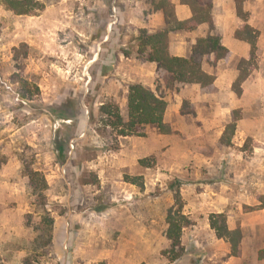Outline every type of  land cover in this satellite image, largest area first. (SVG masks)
Returning a JSON list of instances; mask_svg holds the SVG:
<instances>
[{
	"label": "rangeland",
	"instance_id": "rangeland-1",
	"mask_svg": "<svg viewBox=\"0 0 264 264\" xmlns=\"http://www.w3.org/2000/svg\"><path fill=\"white\" fill-rule=\"evenodd\" d=\"M33 1L37 7L20 14L0 0V264H24L27 256L34 264H224L230 243L204 228L213 213L242 229L238 256L257 258L264 246V0H255L261 34L241 97L232 84L250 55L232 38V56L219 68L212 56L194 55L217 85L166 92L172 134L147 125L144 135L118 141L100 106L114 102L126 115L131 83L156 87L158 65L138 56L137 37L159 30L162 12L153 0ZM172 1L185 19L188 8ZM195 36L173 33L171 53L192 56ZM185 101L194 114L181 113ZM235 111L240 119L228 129ZM30 171L38 173L35 185ZM178 195L193 224L174 248L167 214Z\"/></svg>",
	"mask_w": 264,
	"mask_h": 264
},
{
	"label": "trees",
	"instance_id": "trees-1",
	"mask_svg": "<svg viewBox=\"0 0 264 264\" xmlns=\"http://www.w3.org/2000/svg\"><path fill=\"white\" fill-rule=\"evenodd\" d=\"M8 8L17 11L20 14H28L38 3L33 0H1ZM246 0H235L237 15L248 22L250 13L245 9ZM182 5H186L191 10V17L186 20H179L176 13V4L172 0H153L154 11L162 12L165 19V26L156 32H150L147 29H141L137 37L138 56L147 62H154L158 65L159 79L156 87L146 85L141 82H134L129 85L128 102L126 115L123 114L119 105L108 101L100 106V114L105 119L106 125L116 130V140L120 137L132 135H144V129L147 125H157L164 134H172L173 128L165 121V115L169 103L166 99V92H177L181 86L189 84H199L204 89L211 88L217 80L216 75L207 72L195 56H176L170 51L171 36L178 32H193L201 25L207 24L210 33L205 37H199L192 46L194 55L208 56L212 55L210 61L212 66L226 59L230 54V49L222 43V38L215 33L214 25V0H180ZM260 30L256 29L249 23L244 28L237 29L234 36L236 39L247 42L251 46L250 58H243L239 64V75L233 83V91L237 96L243 94V83L248 79L251 71L248 67L251 62L257 59L258 40ZM113 38V37H112ZM111 38V39H112ZM126 56H130V51L123 48ZM113 61L110 60L104 66L103 77L108 76L112 70ZM23 98H28L23 95ZM29 99V98H28ZM181 113L194 114V110H186L185 104ZM67 112V111H65ZM240 111H235L234 121L228 125V129L234 130ZM91 117L95 118L94 109L91 108ZM60 118L75 120V115L63 113ZM35 171H30L32 183L36 184ZM181 197L178 195V206L171 207L167 214V238L173 247L182 246V232L184 228L191 226L193 223L188 215L183 211V204L180 202ZM261 208H264V197L261 200ZM211 228L215 230L220 239H226L230 243L231 252L229 256H238L243 240L241 228L230 229L228 218L225 213H213L210 217ZM184 253H180L179 258ZM258 258L264 259V247L258 252ZM24 264H34L33 256H27Z\"/></svg>",
	"mask_w": 264,
	"mask_h": 264
},
{
	"label": "crops",
	"instance_id": "crops-1",
	"mask_svg": "<svg viewBox=\"0 0 264 264\" xmlns=\"http://www.w3.org/2000/svg\"><path fill=\"white\" fill-rule=\"evenodd\" d=\"M179 5L185 6L186 8H188L187 9L188 10V14H187L186 18L185 19H179V20H186V19L190 18L191 15H192L190 8L188 6H186V5H182L180 3V0H179ZM254 8L256 9V7H255V0H246V2H245V9H246V11H248L250 13L249 20H248V22H246V21H244L243 19H241L237 15V9H236L235 0H214V8H213V16L214 17L213 18H214V25H215L216 33L215 32H211V33L218 34L222 38V43L229 48L230 47V43H231V39L232 38H235L234 34H235V32H236L237 29L244 28V26L247 23H249L250 25H252L256 29L260 28V26L256 23V19H255L256 12H255ZM178 9H179V6L176 5V13H177V10ZM162 18H163V26L161 28H163L165 26V19H164L163 13H162ZM209 29H210L209 28V25L204 24V25H201L197 30L193 31V32H196V36L192 39V43H191L190 51H191V55L192 56H194V53L192 51V46L196 43L197 38H199V37H205L208 34V30ZM236 40H238V39H236ZM238 41L239 42H237L236 44H238L239 46H243L244 48H246L247 51L249 50V54L248 55H250V52H251V46H250V44L247 43V42L240 41V40H238ZM232 53H233V51H232V49H230V54H229V56L227 58H231ZM173 55L190 57V56H187L185 54H173ZM208 56H212V55H208ZM212 59H213V56H212ZM226 59L220 61L217 64L218 68H219V66H221L222 62L225 61ZM210 65H211V63H210ZM217 66H212V67H217ZM206 71L209 72V73H211V74L216 75L214 71L213 72L208 71V70H206ZM218 82H219V78L216 80V82L214 84L217 85ZM189 86H200L201 87V85H199V84H189V85H186V88L189 87ZM232 86H233V84H232ZM193 105L194 106H197V103H195L193 101ZM167 112H166V115L165 116H167ZM193 227L198 232H202V230H203L202 229L203 227L200 226V225H194ZM204 228H209V230H211V231L213 230L210 225H206V227H204ZM216 236L217 235L215 234V237ZM196 243L197 244H200V240L199 239L196 240ZM263 247H260L259 250L261 248H263ZM240 249H241V247H240ZM224 264H264V259L260 260L258 258V256H257V258H255V259H253L251 261V260L247 259L244 256H232L228 260L226 259V261L224 262Z\"/></svg>",
	"mask_w": 264,
	"mask_h": 264
}]
</instances>
